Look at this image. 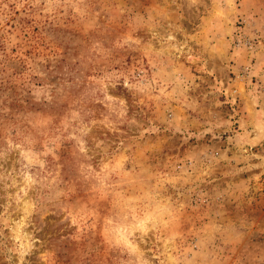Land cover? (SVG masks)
Returning a JSON list of instances; mask_svg holds the SVG:
<instances>
[{
    "label": "rangeland",
    "instance_id": "374dc122",
    "mask_svg": "<svg viewBox=\"0 0 264 264\" xmlns=\"http://www.w3.org/2000/svg\"><path fill=\"white\" fill-rule=\"evenodd\" d=\"M0 264H264V0H0Z\"/></svg>",
    "mask_w": 264,
    "mask_h": 264
}]
</instances>
